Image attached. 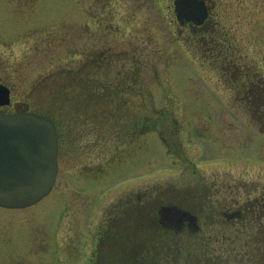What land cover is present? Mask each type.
Returning <instances> with one entry per match:
<instances>
[{
	"label": "rangeland",
	"instance_id": "obj_1",
	"mask_svg": "<svg viewBox=\"0 0 264 264\" xmlns=\"http://www.w3.org/2000/svg\"><path fill=\"white\" fill-rule=\"evenodd\" d=\"M211 2L197 30L174 0H0V83L55 122L60 159L48 197L0 208V264H90L110 216L118 257L104 242L96 264L169 263L163 207L198 218L199 236L175 234L203 239L211 264H264V237L228 218L264 200L261 113L243 97L264 88V0ZM90 57L106 64L91 81Z\"/></svg>",
	"mask_w": 264,
	"mask_h": 264
},
{
	"label": "water",
	"instance_id": "obj_2",
	"mask_svg": "<svg viewBox=\"0 0 264 264\" xmlns=\"http://www.w3.org/2000/svg\"><path fill=\"white\" fill-rule=\"evenodd\" d=\"M181 25L201 26L209 16L205 0H175ZM10 104V90L0 85V106ZM58 134L48 117L36 113L8 114L0 110V207L25 209L35 206L54 188L58 164ZM165 216L195 221L176 208Z\"/></svg>",
	"mask_w": 264,
	"mask_h": 264
},
{
	"label": "flooded vegetation",
	"instance_id": "obj_3",
	"mask_svg": "<svg viewBox=\"0 0 264 264\" xmlns=\"http://www.w3.org/2000/svg\"><path fill=\"white\" fill-rule=\"evenodd\" d=\"M207 3L210 7V13L212 14V9H211V0H207ZM211 18V15H210ZM209 18V20H210ZM209 20L201 27H194L193 25H189L194 29L197 30H201L203 28H205L209 22ZM200 39L202 38H215L213 35L209 34L208 36H205V34L200 35ZM104 58H100L97 59L94 57H90L88 59H86L83 63H84V67L88 70L87 75L88 76V80L91 81L92 78L100 76L101 74H104V70L106 69V64L103 61ZM69 71H71V69H68ZM66 71V70H65ZM73 72V76H77V70L76 69H72ZM71 75V72L69 73ZM80 75V74H79ZM82 75V74H81ZM88 81V82H89ZM89 84H91L89 82ZM11 89V103L7 106L4 107H0V110H3L7 113L12 112H20V111H24V110H20L18 108V103H13V90ZM244 93L246 95V97H248V99H246V107L248 111L252 110V105L255 104L259 109H260V113H261V119H260V123L262 124L263 128H264V88L261 87L260 89H246L244 90ZM120 107V106H119ZM59 167H60V159H59ZM244 205H250L248 206V215L246 216V211L243 210H236L234 212H232L231 214L228 215V218L230 221L233 222L234 225H242V222L244 221L246 224L243 227L244 230H249L252 232H258L260 236V238L264 237V200H257L255 203L250 202H245ZM246 216V217H245ZM109 218V219H108ZM107 220H105L101 225L98 226L97 231L94 235V247H93V256L91 258V260L89 261L90 264H96L98 262V247L101 246L102 244H104L105 242V247L112 253H114L117 257L118 255L116 254L117 251H115L114 249L117 247L118 244V240L113 237H115V231L116 228L111 227L112 221L117 220L116 217L114 216H110L108 217ZM245 219V220H244ZM239 220V223H236ZM160 224L170 228V226H167V224L165 222H163L162 220H160ZM118 226V225H117ZM163 226V227H164ZM178 227V228H177ZM177 227H175V231L176 232H180V231H185V230H190L193 232L194 230H197L196 234L200 235L203 228L199 225V220L196 217V220L193 222L190 221H182L180 223V225H178ZM174 228V227H173ZM171 229V228H170ZM255 233V234H256ZM258 235V234H256ZM107 240H111V243H107ZM115 260V263L113 264H121V262L119 261L118 258H112ZM109 262H107L106 264H108Z\"/></svg>",
	"mask_w": 264,
	"mask_h": 264
},
{
	"label": "trees",
	"instance_id": "obj_4",
	"mask_svg": "<svg viewBox=\"0 0 264 264\" xmlns=\"http://www.w3.org/2000/svg\"><path fill=\"white\" fill-rule=\"evenodd\" d=\"M70 72H71V75H69V76L73 77L72 69H71V71L66 70V71H63L62 73L66 75L67 73L69 74ZM251 81L252 80L248 81V83H250V84H248V89L253 90L254 87L250 88V85L252 83ZM256 86L258 87V84H256ZM245 96L246 95H243V97H245ZM143 235H144V238L142 240H145V241H147V239H150V240H156L157 239L155 237L156 234L153 231L152 232L147 231ZM145 235H147V236L145 237ZM190 235H191V238H195L196 236H199L197 234H190ZM179 237H180L179 235L172 233V237L169 238L170 242L166 241L165 243L161 242L159 244V246L161 248H166V249L169 248V251H170V253H168L169 263H167V258H168L167 254H165V256H163L161 258L157 254L156 256L154 255V258H153L156 260V264H184L185 261L187 264H198V261L206 262V264H211L210 260H209V258L211 257L210 253H205V251H204V253L202 252L203 239H201V238L195 239V242L193 244H189V243L187 244L188 245V248H187L185 246L183 240H180ZM191 241H193V240L191 239ZM152 243H154V242H152ZM191 245L193 246V249H192ZM151 249L152 248L149 247V248H147V251L149 252ZM152 253H153V251H152ZM196 254H198V255L199 254H205V255H204L202 260H199L196 256ZM127 257L129 258V254H127ZM130 260L131 261L133 260L132 255L130 256ZM138 260H139V256H138ZM199 264H202V263L200 262Z\"/></svg>",
	"mask_w": 264,
	"mask_h": 264
}]
</instances>
